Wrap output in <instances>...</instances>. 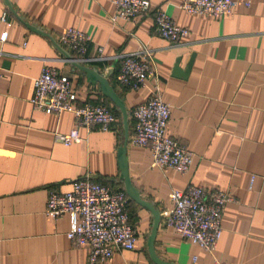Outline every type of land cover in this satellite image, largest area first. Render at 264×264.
<instances>
[{"label": "crops", "instance_id": "crops-1", "mask_svg": "<svg viewBox=\"0 0 264 264\" xmlns=\"http://www.w3.org/2000/svg\"><path fill=\"white\" fill-rule=\"evenodd\" d=\"M231 1V16L216 20L185 14L178 8L181 0H148L151 10L162 9L188 31L170 45L155 34L149 15L110 23L113 9L107 0H0V17L6 14L0 20V35L6 33L0 42V264H87L86 249L64 236L67 217L44 215L48 193H67L72 182L87 178L124 194L117 161L120 116L57 49L74 59L57 43L66 28L89 37L79 64L106 76L123 102L127 177L140 199L158 211L152 248L159 263L264 264V0ZM142 46L151 52L160 97L169 108L165 134L192 153L183 175L155 169L146 149L127 144L129 111L146 100L148 89H121L112 76L115 57ZM43 66L68 79L76 104L110 108L115 116L110 130L86 134L78 128L77 143H54L53 135L67 134L73 119L31 108L33 81ZM174 66L182 76H172ZM187 187L233 199L223 209L211 254L162 224L171 208L169 192ZM126 211L136 233L134 249L113 253L105 264H152L145 247L151 217L133 202H126Z\"/></svg>", "mask_w": 264, "mask_h": 264}, {"label": "built area", "instance_id": "built-area-1", "mask_svg": "<svg viewBox=\"0 0 264 264\" xmlns=\"http://www.w3.org/2000/svg\"><path fill=\"white\" fill-rule=\"evenodd\" d=\"M107 1L113 9L109 17L112 24L149 15L155 34L170 45H177L188 36V31L176 26L162 9L151 10L148 0ZM234 6L231 0H181L178 8L190 16L218 20L231 16ZM5 16L3 13L0 20L3 21ZM5 36V32L0 35V42L5 40ZM57 43L81 63L90 40L79 30L66 28ZM96 51L101 53L100 48ZM115 58L118 64L112 81L116 86L131 91L148 89L146 100L129 111L131 128L127 144L146 149L155 169L186 174L192 153L165 134L169 108L160 97L151 52L142 46L133 53ZM29 104L34 111L45 115L68 113L72 116V129L67 134L53 135L54 143L64 147L79 141L78 128L86 134L94 130L106 132L115 123L114 113L103 103L76 104L75 91L68 79L47 66L40 69L33 81ZM168 200L171 208L164 215L163 226L211 254L221 235L223 209L233 199L222 192L187 187L184 191H170ZM126 202L121 191L80 178L72 182L67 193H48L44 215L52 220L66 216V240L74 247L86 249L87 264H105L113 253L134 249L136 233L129 223ZM212 264L224 263L214 261Z\"/></svg>", "mask_w": 264, "mask_h": 264}, {"label": "water", "instance_id": "water-1", "mask_svg": "<svg viewBox=\"0 0 264 264\" xmlns=\"http://www.w3.org/2000/svg\"><path fill=\"white\" fill-rule=\"evenodd\" d=\"M27 29L42 35L40 31L32 27H27ZM57 49L60 50L63 58L70 64V66L73 69L81 73L86 79V81L92 87H96L98 89L100 94L111 103V105L116 109L117 113L120 116L121 126L123 130V140H122L121 147L117 151L119 180L122 184V188L127 198V202H133L134 204H136L137 206L141 207L142 209L146 210L149 213L151 217V225H150L149 233L146 237L145 247H146V251H147L150 262L152 264H161L156 259L153 253V248H152L154 235L157 229V225L159 223L158 211L153 208L151 203H147L140 199L138 191L131 185L127 177L126 164L124 161V149L126 146V133H127V113L124 109L123 102L114 93L112 87L109 85L106 79V76H102L101 74H99L97 71H95L92 68H88L83 65H80L77 61H75L69 55H67L65 51H63L62 49H59L58 47ZM190 62H191V58L188 62V67L184 74L188 72ZM172 76H182V74L179 72L176 66H174L172 69Z\"/></svg>", "mask_w": 264, "mask_h": 264}, {"label": "trees", "instance_id": "trees-1", "mask_svg": "<svg viewBox=\"0 0 264 264\" xmlns=\"http://www.w3.org/2000/svg\"><path fill=\"white\" fill-rule=\"evenodd\" d=\"M110 109V108H109ZM111 110V109H110ZM112 111V110H111Z\"/></svg>", "mask_w": 264, "mask_h": 264}]
</instances>
